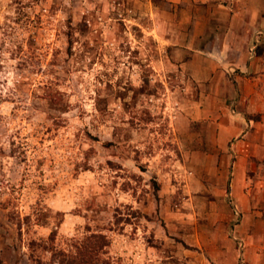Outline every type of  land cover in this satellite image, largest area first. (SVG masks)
Here are the masks:
<instances>
[{
    "label": "rangeland",
    "instance_id": "rangeland-1",
    "mask_svg": "<svg viewBox=\"0 0 264 264\" xmlns=\"http://www.w3.org/2000/svg\"><path fill=\"white\" fill-rule=\"evenodd\" d=\"M156 18L125 0H0V264H58L92 235L98 264H264V240L228 234L243 219L214 215L203 101L204 117L228 109L175 67Z\"/></svg>",
    "mask_w": 264,
    "mask_h": 264
},
{
    "label": "crops",
    "instance_id": "crops-1",
    "mask_svg": "<svg viewBox=\"0 0 264 264\" xmlns=\"http://www.w3.org/2000/svg\"><path fill=\"white\" fill-rule=\"evenodd\" d=\"M125 3L139 12L153 11L161 35L158 39L160 44L170 46L175 67L198 91L215 93L217 107L228 109L225 116L220 112L213 118L204 117V112L209 114L210 96L207 103L203 101L207 111L202 110V120L206 119L209 127L213 119V150L220 154L215 170L220 188L214 193L222 213L214 215L243 219L239 226L230 227L228 234L234 236L236 231L244 244L250 242L255 247V242L264 240V220H254L249 241L243 240L239 230L243 221L264 214V0ZM209 154L203 158L207 166L211 162ZM208 170L214 169L209 166ZM208 185L213 188L209 181ZM210 203L214 208L215 202Z\"/></svg>",
    "mask_w": 264,
    "mask_h": 264
},
{
    "label": "trees",
    "instance_id": "trees-1",
    "mask_svg": "<svg viewBox=\"0 0 264 264\" xmlns=\"http://www.w3.org/2000/svg\"><path fill=\"white\" fill-rule=\"evenodd\" d=\"M92 239V240H90ZM108 245L103 235H92L85 238L81 246L75 252L67 255L59 254L58 264H98L101 250Z\"/></svg>",
    "mask_w": 264,
    "mask_h": 264
}]
</instances>
